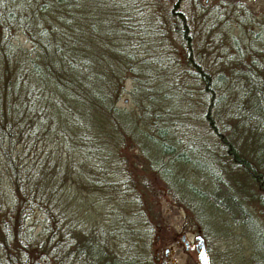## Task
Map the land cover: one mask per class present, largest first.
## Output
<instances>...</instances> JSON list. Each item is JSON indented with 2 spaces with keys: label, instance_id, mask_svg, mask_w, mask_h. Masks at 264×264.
Returning a JSON list of instances; mask_svg holds the SVG:
<instances>
[{
  "label": "trees",
  "instance_id": "1",
  "mask_svg": "<svg viewBox=\"0 0 264 264\" xmlns=\"http://www.w3.org/2000/svg\"><path fill=\"white\" fill-rule=\"evenodd\" d=\"M214 4L0 0V227L3 246L13 242L4 264H163L149 250L152 180L185 209L187 189L236 225L264 214V24L243 41L228 34L215 73L195 57L189 22L236 5ZM188 121L211 137L180 134ZM66 196L83 199L82 211L64 210Z\"/></svg>",
  "mask_w": 264,
  "mask_h": 264
},
{
  "label": "rangeland",
  "instance_id": "2",
  "mask_svg": "<svg viewBox=\"0 0 264 264\" xmlns=\"http://www.w3.org/2000/svg\"><path fill=\"white\" fill-rule=\"evenodd\" d=\"M200 1L209 6L211 3L216 5V0ZM226 1L235 3V7H233L234 5L219 4L218 7L210 9L208 16L205 13L204 17L190 19L189 21L194 29V45L196 48L198 47L195 57L204 67L215 73L225 71L223 70V63L220 65L215 64L217 61H215L214 56L217 54L218 58L223 57V54H218L217 50L227 45L228 34L242 40V38L246 37L247 30H259L261 25L264 24V0ZM212 19L218 21L219 24L222 21H226L228 23V25L224 26L226 29L218 28V23L212 25ZM178 52L176 50V59H174L175 56H173L174 53L172 51V65L170 67L179 60L177 59ZM169 81H171L170 78ZM189 81L185 80L186 86L190 88L191 83ZM126 85H129L128 80ZM189 88H184V90H188L190 94L188 96L189 101L193 102L194 90L192 91ZM118 103L123 104L124 102L120 99ZM190 118L192 120L191 116L189 120ZM192 122L196 126V122L194 120ZM201 126L202 124L199 128H196L192 126V123L189 126H180V134L184 132L187 136L211 137ZM183 169L184 166L178 163V165H175V169L172 168V176H177L184 171ZM191 173L193 181H199L202 184L201 179L198 177L204 178L206 176L204 171L199 167L192 166L188 174ZM152 181L155 185L151 186L149 190V198L153 211L158 212V215L157 217L155 216V219H157L154 221L153 230L150 232L152 238L149 250L154 254L156 260H161L163 264H198L195 257L193 234L199 232L203 237L208 264H264V214L253 211L251 219L240 220V224L236 225L232 223L223 211L204 205L197 196L188 193L189 191H186L187 189L182 182H178L176 185L186 189L183 191L193 205V211L185 209L181 202H178L171 192L157 183L156 180ZM109 191L111 190L106 188L105 194H108ZM180 196L183 199V195L180 194ZM104 200V203L113 202L112 195H107ZM72 201L73 199L70 196H66L63 202V209L66 210L67 206L74 205L81 212L83 199L77 202ZM113 204L123 213L130 211L125 202H121V204L114 202ZM88 211L90 218L96 219L97 214H99L91 210ZM41 217L40 213L34 212L29 216L31 219L28 218L26 221L29 223L28 226L32 227V233L37 232L41 228L39 222L35 221L41 219ZM155 226L157 229H154ZM136 228L139 229L140 236L143 237L145 232L143 223L136 224ZM181 232L184 233L183 238L180 235ZM3 238L0 227V264H4L6 261L7 255L4 253L9 251L8 247L13 246L12 241L6 242L7 244L3 246ZM185 240L187 244L184 242ZM12 252L11 250L8 253L12 254Z\"/></svg>",
  "mask_w": 264,
  "mask_h": 264
},
{
  "label": "water",
  "instance_id": "3",
  "mask_svg": "<svg viewBox=\"0 0 264 264\" xmlns=\"http://www.w3.org/2000/svg\"><path fill=\"white\" fill-rule=\"evenodd\" d=\"M181 235L184 236V233L181 232ZM184 242H186V240ZM193 245L195 249V257L198 264H208L203 237L199 232H195L193 234Z\"/></svg>",
  "mask_w": 264,
  "mask_h": 264
},
{
  "label": "flooded vegetation",
  "instance_id": "4",
  "mask_svg": "<svg viewBox=\"0 0 264 264\" xmlns=\"http://www.w3.org/2000/svg\"><path fill=\"white\" fill-rule=\"evenodd\" d=\"M181 235V234H180ZM181 237L183 238V236L181 235ZM186 244H187V241L185 242ZM165 251H166V249H165Z\"/></svg>",
  "mask_w": 264,
  "mask_h": 264
}]
</instances>
